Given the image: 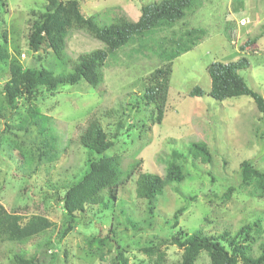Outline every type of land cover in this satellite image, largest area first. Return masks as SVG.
<instances>
[{"label": "rangeland", "instance_id": "rangeland-1", "mask_svg": "<svg viewBox=\"0 0 264 264\" xmlns=\"http://www.w3.org/2000/svg\"><path fill=\"white\" fill-rule=\"evenodd\" d=\"M48 1L6 0L8 7L2 8L1 18L7 27V47L12 59L25 68L43 66L56 74H67L72 72L71 68L54 54L33 53L28 47L30 26L46 11ZM69 1L80 5L84 17L94 16L99 24L110 25L115 22L116 11L137 21L142 6L162 0H62L64 3ZM199 4L200 10L192 12L187 20L192 27L205 30L206 36L199 45L173 62L162 124L152 125L150 112L153 106L148 112L141 108L142 105L135 106V96L143 94L148 77L160 65L155 57H138L141 53L138 44L109 59L104 69L101 95L85 81L61 87L52 96L44 94L36 105L48 120L42 117L38 126L29 125L25 102H21L17 110L2 112L0 203L9 213L17 212L27 219L31 215H45L55 222V226L18 244H0V264H17L15 255L18 254L21 258L38 259L40 264H111L120 248L131 263L149 264L142 249L171 237L172 217L182 207L185 211L180 216V227L187 233L202 231L215 237L229 231L233 236L241 227L258 220L261 226L255 232L256 237L264 230V198L251 197L246 191L249 188L240 187L242 162L249 161L264 173L263 116L248 96L214 100L209 96L211 78L208 74V67L214 63L228 64L246 58L249 69L239 73L246 85L264 98V0H199ZM31 19L35 20L32 22ZM248 19L245 26L240 25ZM253 40L255 43L250 45ZM149 48L147 44L143 47L146 51ZM99 49H105L104 44L79 31L69 38L66 52L75 60L81 54ZM9 80L8 68L0 64V103L4 97L2 86ZM40 87L45 86L41 84ZM195 87L203 89L206 95L190 97L189 93ZM122 107L129 115L122 116L125 128L105 156L120 158L124 176L138 166L139 161L141 168L137 173L163 176L171 154L177 151L187 160L185 180L166 188L157 198L155 216L150 218L146 202L136 196L138 176L135 175L120 189L115 207L103 215H92L90 223L82 218L91 213L87 209L71 223L75 229L59 243L70 220L60 202L44 198L54 190L50 187L78 180L86 171L93 155L81 146L79 137L90 120L99 118L103 127L114 133L120 118L102 116ZM142 125H146L145 129ZM192 141L206 143L212 157L210 164H203L189 154ZM47 142L52 150L47 153L51 155V163H45L46 158H43L45 162L35 173L38 162L30 153L39 159L46 153L44 145ZM230 187L236 191L231 200L226 201L223 195ZM127 218H132L140 231L133 230ZM112 224L117 244L106 248L103 258L98 252H89L86 241L99 235L100 229L106 233ZM166 252L170 261L180 260L178 248L167 247ZM207 262L203 255L198 264Z\"/></svg>", "mask_w": 264, "mask_h": 264}, {"label": "trees", "instance_id": "trees-1", "mask_svg": "<svg viewBox=\"0 0 264 264\" xmlns=\"http://www.w3.org/2000/svg\"><path fill=\"white\" fill-rule=\"evenodd\" d=\"M5 7H8L6 0H0V33L3 40L0 43V64L6 66L10 72V80L2 86L4 97L0 103V116L5 110L19 109L20 103L25 102L28 107L29 125L34 126H38L40 121L42 123V117L48 120L36 105V102L38 104L45 97L44 94L52 96L57 94L61 87L85 81L101 95L104 69L109 59L116 57L123 49L134 44H138V52H141L138 53V57H155L160 64L148 77L143 94L135 96V106L142 105L141 108L146 109V112L149 111L150 106H153L150 121L152 125L162 124L173 62L199 45L206 36L205 30L192 27L190 21L187 20L192 12L200 10L199 0H162L155 4L142 6L137 21L128 19L127 16L114 9L117 17L110 25L99 24L94 16L84 17L80 11V5L75 1L64 3L62 0H49L46 11L40 14L38 19H31L32 22L35 21L30 26L27 42L33 53L41 54L43 50L44 54L51 52L72 71L67 74H56L43 66L38 69L25 68L18 60L12 59L7 47V27L1 18ZM79 31L88 33L93 39L104 44L105 49L81 54L75 60L69 58L66 52L67 42L74 32ZM166 32H170V35L165 36ZM253 43L255 40L250 41L249 44ZM145 44L150 47L149 51L143 49ZM66 57L69 59L67 60ZM249 66L250 63L246 58H241L234 63L210 65L208 67V74L211 78L209 96L216 101L248 96L254 100L258 112L264 119V98L249 88L239 73L249 69ZM41 84L45 87L41 88ZM204 95L206 92L200 87H195L189 93L190 97L195 98ZM121 109L109 111L108 114L102 116L108 118L114 115L120 118L114 133L110 132V129L106 130L99 118L90 120L79 137L81 146L93 155L86 165V171L78 180L50 187L54 190L44 198L60 202L65 216L70 220L59 238V243L75 229L71 223L81 213L87 212V209L91 213L82 218L90 223L92 215H103L111 207H115L119 201L120 189L128 184L133 176H138L136 196L146 202L150 218L155 216L157 198L165 193L166 188L173 183L185 180L184 167L187 160L184 154L177 151L171 154L163 176L137 173L141 168V161L137 163L138 166L132 168L129 174L124 176L121 171L120 158L116 155L105 156L106 152L113 148L115 141L125 128V120L122 116L128 117L129 115L125 107ZM145 126L142 125L144 129ZM49 144V142L45 143L46 153L42 154L39 159L36 154L30 153L31 157L38 162L35 173L45 162L43 158H46L45 163L50 162L51 155L47 153L52 150L48 148ZM190 145L188 152L195 160L203 164L211 163L212 157L206 143L192 141ZM240 169L242 178L240 187H245V190L249 188L246 191L251 197L264 198V173L254 168L249 161L242 162ZM235 191L234 187H230L223 195L224 200H231ZM184 211L185 207H182L173 215L171 224L173 233L170 238H163L142 249L149 264H198L203 255L206 256L207 264H264V230L258 233V237L255 235L261 226L260 220L241 227L239 232L233 236L229 231H225L221 236L212 237L205 235L202 231L185 232L180 227V216ZM127 221L133 230L140 231L141 228L135 225L132 218H127ZM54 226L55 222L45 215H31L27 219L17 212L9 213L0 203V244H18L40 236ZM116 244L117 236L113 224L106 233L100 229L99 235L86 241L88 251L100 253L101 258L106 248ZM50 246L46 248V251ZM167 247H176L181 251L179 261L173 262L168 259ZM15 261L17 264H40L38 259L21 258L20 254L15 255ZM111 264L138 263H131L126 252L121 251L120 248L111 260Z\"/></svg>", "mask_w": 264, "mask_h": 264}, {"label": "built area", "instance_id": "built-area-1", "mask_svg": "<svg viewBox=\"0 0 264 264\" xmlns=\"http://www.w3.org/2000/svg\"><path fill=\"white\" fill-rule=\"evenodd\" d=\"M248 22H249V20H248V21L243 20V21L240 22V25H241V26H245Z\"/></svg>", "mask_w": 264, "mask_h": 264}, {"label": "clouds", "instance_id": "clouds-1", "mask_svg": "<svg viewBox=\"0 0 264 264\" xmlns=\"http://www.w3.org/2000/svg\"><path fill=\"white\" fill-rule=\"evenodd\" d=\"M249 20V19H248Z\"/></svg>", "mask_w": 264, "mask_h": 264}, {"label": "water", "instance_id": "water-1", "mask_svg": "<svg viewBox=\"0 0 264 264\" xmlns=\"http://www.w3.org/2000/svg\"><path fill=\"white\" fill-rule=\"evenodd\" d=\"M43 52V51H42Z\"/></svg>", "mask_w": 264, "mask_h": 264}]
</instances>
